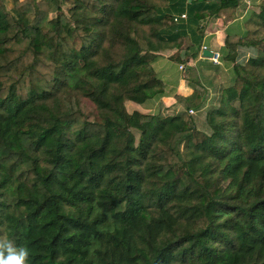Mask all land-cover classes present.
I'll list each match as a JSON object with an SVG mask.
<instances>
[{"label":"trees","instance_id":"trees-1","mask_svg":"<svg viewBox=\"0 0 264 264\" xmlns=\"http://www.w3.org/2000/svg\"><path fill=\"white\" fill-rule=\"evenodd\" d=\"M13 1L0 0V241L27 264H264V1L227 36L211 134L189 114L206 96L194 68L186 112L126 108L163 96L162 54L185 63L184 0H74L68 15L62 0ZM240 2L196 0L189 16Z\"/></svg>","mask_w":264,"mask_h":264},{"label":"crops","instance_id":"crops-1","mask_svg":"<svg viewBox=\"0 0 264 264\" xmlns=\"http://www.w3.org/2000/svg\"><path fill=\"white\" fill-rule=\"evenodd\" d=\"M184 1L186 2L184 10L175 13L174 18H179L176 25L181 29L180 32L183 35L181 56L185 63L174 62L168 54H162L154 62V68L165 84V93L159 100L149 101L142 105L131 103L135 107L133 112L161 116L186 112L187 105L179 97L188 98L195 91L191 81L185 78L188 69L193 68L196 69L200 79V86L197 89L206 93L202 106L193 109L194 115H205L218 105L223 89L232 81L233 65L223 59L227 36L232 33H244L248 15L259 13L260 4L264 0H241L238 8L223 11L216 17L204 18L196 25L192 24L189 16V4L196 0ZM205 1L213 3L219 0ZM183 15H186L187 18L181 19ZM204 47H207L208 52L220 53L223 56L220 65L214 64L211 58L204 56ZM194 54L197 56L194 57ZM181 65L186 66L185 71L180 69Z\"/></svg>","mask_w":264,"mask_h":264},{"label":"rangeland","instance_id":"rangeland-1","mask_svg":"<svg viewBox=\"0 0 264 264\" xmlns=\"http://www.w3.org/2000/svg\"><path fill=\"white\" fill-rule=\"evenodd\" d=\"M24 1L26 2V0H21V2H24ZM38 1H40V0H38ZM91 1H93V0H91ZM13 2H14L13 0H6V9L8 11H13L16 8V5ZM160 4L161 5H164V3H160ZM73 6H74V0H62V9H63V12L61 14L64 13V14L68 15L69 9L71 7H73ZM28 9H30L34 14H36V10H33L31 7H29ZM58 15H60V13L59 14H56V13L55 14H50L49 15V19H54ZM36 19H38V17ZM256 55H257V52H255L253 50L252 51L251 50L250 51H241L240 52V61L243 62V63H246L248 61V59H250L251 57L256 56ZM40 70L41 71H44L43 68H40ZM80 102L83 103V102H85V100L82 99ZM131 103H133V102H128L126 104V108H127V111L129 113H132L134 111V108H135L133 106V104H131ZM219 106H220V102H218V105H216L215 107H213V109L214 108L217 109V108H219ZM175 115H179V114H172V115L167 114L164 117L175 116ZM206 115L207 114L201 115V116H199V115L198 116L193 115L191 117L194 119L195 123H197L196 125H197V127H198V129L200 131H202V132H204L206 134H211V129H210L209 125L206 122L207 121L206 120V118H207Z\"/></svg>","mask_w":264,"mask_h":264},{"label":"clouds","instance_id":"clouds-1","mask_svg":"<svg viewBox=\"0 0 264 264\" xmlns=\"http://www.w3.org/2000/svg\"><path fill=\"white\" fill-rule=\"evenodd\" d=\"M28 256V248L0 241V264H27Z\"/></svg>","mask_w":264,"mask_h":264},{"label":"built area","instance_id":"built-area-1","mask_svg":"<svg viewBox=\"0 0 264 264\" xmlns=\"http://www.w3.org/2000/svg\"><path fill=\"white\" fill-rule=\"evenodd\" d=\"M186 18H187L186 15H183V16L181 17V19H186ZM178 20H179V18L176 17V18H175V22H178ZM203 50H204V51H207V47H204ZM221 59H222V56H221L220 53H213V56H212V58H211V60L213 61V63H214V64H217V65H220V64H221ZM180 69H181L182 71H185V70H186V66H185V65H181V66H180ZM189 114H190V115H194L195 112H194L193 110H190Z\"/></svg>","mask_w":264,"mask_h":264},{"label":"water","instance_id":"water-1","mask_svg":"<svg viewBox=\"0 0 264 264\" xmlns=\"http://www.w3.org/2000/svg\"><path fill=\"white\" fill-rule=\"evenodd\" d=\"M204 56L207 57V58H212L213 53L212 52L205 51L204 52Z\"/></svg>","mask_w":264,"mask_h":264}]
</instances>
